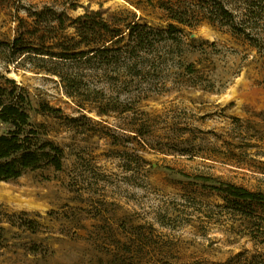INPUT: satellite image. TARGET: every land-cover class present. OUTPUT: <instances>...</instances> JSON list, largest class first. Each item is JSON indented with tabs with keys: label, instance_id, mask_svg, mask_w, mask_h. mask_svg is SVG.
<instances>
[{
	"label": "rangeland",
	"instance_id": "374dc122",
	"mask_svg": "<svg viewBox=\"0 0 264 264\" xmlns=\"http://www.w3.org/2000/svg\"><path fill=\"white\" fill-rule=\"evenodd\" d=\"M21 1L182 32L139 74L53 57L73 28L31 31L21 11L18 29L0 8V73L27 89L31 122L65 150L61 170L0 183V264H264V208L214 189L264 193V110L236 98L264 88V0ZM217 1L240 28L217 18ZM17 37L51 55L13 52Z\"/></svg>",
	"mask_w": 264,
	"mask_h": 264
},
{
	"label": "trees",
	"instance_id": "16d2710c",
	"mask_svg": "<svg viewBox=\"0 0 264 264\" xmlns=\"http://www.w3.org/2000/svg\"><path fill=\"white\" fill-rule=\"evenodd\" d=\"M217 4V18L234 29L240 28L237 25V15L229 11L222 2L217 1ZM3 7L8 21L19 23L18 29L31 20V31L41 30V26L47 24L54 31L73 28L77 37L66 51L58 55L41 53V49L28 47L21 37H17L8 45L13 52L51 55L65 61H83L88 65L94 62L103 66L116 64L139 74L155 60L152 54L160 45L179 41L177 34L182 32L175 24L157 29L135 19L116 23L106 20L102 11H86L73 19L67 13H59L49 7L39 10L25 7L21 0H0V8ZM21 11L26 12L28 20L20 16ZM31 108L32 102L27 89L0 73V123L7 127V132L0 135V183L14 181L29 171L48 166L56 170L63 168L65 150L45 139L40 127L31 122ZM47 111L55 112L51 108ZM214 189L221 193L225 202L242 206L240 208L247 207L248 212L254 208H264V193L226 183L215 186ZM25 224L30 230L37 231L36 221L27 220Z\"/></svg>",
	"mask_w": 264,
	"mask_h": 264
},
{
	"label": "water",
	"instance_id": "95a60500",
	"mask_svg": "<svg viewBox=\"0 0 264 264\" xmlns=\"http://www.w3.org/2000/svg\"><path fill=\"white\" fill-rule=\"evenodd\" d=\"M236 98L244 105L264 110V88H244L236 93Z\"/></svg>",
	"mask_w": 264,
	"mask_h": 264
}]
</instances>
